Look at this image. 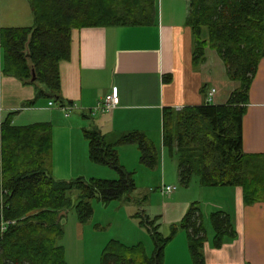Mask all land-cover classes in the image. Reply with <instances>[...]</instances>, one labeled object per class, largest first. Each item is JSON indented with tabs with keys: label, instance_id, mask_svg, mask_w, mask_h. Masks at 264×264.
Segmentation results:
<instances>
[{
	"label": "trees",
	"instance_id": "16d2710c",
	"mask_svg": "<svg viewBox=\"0 0 264 264\" xmlns=\"http://www.w3.org/2000/svg\"><path fill=\"white\" fill-rule=\"evenodd\" d=\"M29 2L34 27L1 30L3 72L34 85L35 100L47 98L61 107L60 63L71 57L74 29L152 23L147 6L131 5L128 0ZM187 24L195 38L193 63L205 61L207 48L215 50L228 77L240 87L225 105L165 108L163 145L177 152L183 187L198 178L202 187H241L247 205L264 202V155H248L243 149V119L253 80L264 58V0H189ZM164 81L170 82L171 76ZM35 100L26 105L33 107ZM52 129L49 123L15 126L12 114L2 123L0 264H68L65 248L58 244L64 236L59 214L74 208L78 221L84 224L94 214V200L104 204L129 200L136 190L134 173L121 164L119 147L137 144L145 166L154 169L160 163L155 143L144 133H128L117 143L108 144L98 129H91L84 131L91 161L111 167L118 179L57 180L52 175ZM136 218L150 233L152 254L143 243L126 246L113 241L104 249L101 264H166L165 249L181 229L188 235L193 264H206L204 248L209 238L197 203L191 205L179 224L172 226L168 236L145 213ZM211 224L214 248L220 249L236 238L229 215L213 213Z\"/></svg>",
	"mask_w": 264,
	"mask_h": 264
},
{
	"label": "crops",
	"instance_id": "0c3cea01",
	"mask_svg": "<svg viewBox=\"0 0 264 264\" xmlns=\"http://www.w3.org/2000/svg\"><path fill=\"white\" fill-rule=\"evenodd\" d=\"M128 2L147 6L152 23L72 31L71 57L60 63L63 106L78 107L69 115L53 100H35L37 89L34 85L6 75L0 50V123L12 114L15 126L51 124L52 175L57 180H116L111 167L97 165L90 159V145L84 131L98 129L108 144L117 143L128 133H144L161 154L156 167L162 171L160 178L163 182L174 183L171 186L179 184L178 159L168 161V151L163 145V110L225 105L240 87L239 82L228 77L226 66L215 50L207 48L205 61L200 65L193 63L195 38L187 24L189 0ZM27 27H34L29 0H0V33L5 28ZM166 76H171L170 82L164 81ZM114 88L120 97L119 107L111 113L92 114L93 108ZM213 89L216 91L211 95ZM34 100L33 107L26 105ZM152 130L156 132L154 138L150 136ZM243 149L248 155H264V58L249 93L243 119ZM118 150L121 164L128 171H133L134 162L139 159L142 163L136 144L120 146ZM129 150H133L134 161L128 158ZM199 185V179L194 178L187 189ZM201 188L205 190L206 187ZM213 188L215 198L209 203L212 212L207 215L200 208L209 238L204 248L206 264H264V202L245 204L241 187ZM194 203L191 197L185 201L175 198L170 202L168 224H179ZM216 212L229 215L237 233L234 240L226 241L220 249L212 246L215 233L213 227L212 233L208 230L205 219L209 217L211 221V215ZM165 263L193 264L185 230H179L166 247Z\"/></svg>",
	"mask_w": 264,
	"mask_h": 264
},
{
	"label": "rangeland",
	"instance_id": "374dc122",
	"mask_svg": "<svg viewBox=\"0 0 264 264\" xmlns=\"http://www.w3.org/2000/svg\"><path fill=\"white\" fill-rule=\"evenodd\" d=\"M150 134L153 137L156 132L152 130ZM167 151L166 158L168 161L178 159L176 151ZM128 158L130 161L135 160L133 150L129 152ZM161 158L160 154V161ZM139 160L136 163L134 162L132 167L137 187L131 199L112 201L107 204L94 200L92 202L94 214L84 224L78 221L74 208L69 210V213L63 217L61 225L64 236L58 244L65 248L68 264H101L104 249L113 241L126 246L143 243L148 254H152L153 242L150 233L145 227L141 226L140 220L136 216L138 214L143 216L145 213L151 219H154L156 225L160 227V231L167 235L168 232H171L173 226L168 224L170 215L168 208L170 202L175 198L179 201H185L191 197L207 215L212 212L209 203L215 198L212 193L214 191L213 187H206L205 190H202L199 185L198 188L191 187L187 189L177 183L172 185L177 187L176 192L171 197L165 196L161 192L162 187L174 183L163 182L160 178L162 171L159 168H154L155 170L150 168L151 170H149ZM114 173L115 178L118 179L117 173ZM169 175L171 176V173ZM75 199L76 196L73 195V200L75 201ZM205 219L208 230L212 233L211 221L209 217Z\"/></svg>",
	"mask_w": 264,
	"mask_h": 264
},
{
	"label": "built area",
	"instance_id": "2783aa9c",
	"mask_svg": "<svg viewBox=\"0 0 264 264\" xmlns=\"http://www.w3.org/2000/svg\"><path fill=\"white\" fill-rule=\"evenodd\" d=\"M0 50H1V43H0ZM215 89L212 90L211 95L215 93ZM52 105V103H50ZM120 105V97L118 95L117 89L114 88V91L108 94L101 102L97 104L96 107L93 108L91 111L92 114H99V113H111L115 109H117ZM67 115L72 113L73 111L77 110L78 107L76 105H67L60 107ZM2 128V123H0V130ZM176 187L175 186H164L161 189L163 195L171 197L173 193H175ZM5 226L3 227V231L5 230Z\"/></svg>",
	"mask_w": 264,
	"mask_h": 264
},
{
	"label": "water",
	"instance_id": "95a60500",
	"mask_svg": "<svg viewBox=\"0 0 264 264\" xmlns=\"http://www.w3.org/2000/svg\"><path fill=\"white\" fill-rule=\"evenodd\" d=\"M35 79H36V76L34 77L33 80H35ZM64 215H67V211H63V212H61V213L59 214V216H58V221H61V220H62V217H63Z\"/></svg>",
	"mask_w": 264,
	"mask_h": 264
}]
</instances>
